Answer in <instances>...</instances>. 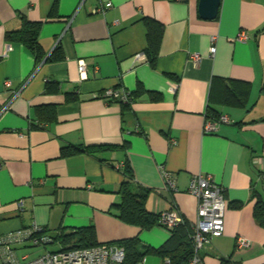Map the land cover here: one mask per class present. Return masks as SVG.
Here are the masks:
<instances>
[{
    "label": "crops",
    "instance_id": "obj_1",
    "mask_svg": "<svg viewBox=\"0 0 264 264\" xmlns=\"http://www.w3.org/2000/svg\"><path fill=\"white\" fill-rule=\"evenodd\" d=\"M81 1L0 0V235L32 223L53 236L93 226L99 244L138 238L160 247L167 231H140L110 211L119 202L127 161L133 184L150 190L146 209H175L189 223L197 211L187 192L190 179L210 175L225 190L227 208L223 234L199 252L202 264H264V227L253 217L252 197L264 202L257 182L264 163V0H221L213 20L200 18L199 0H84L78 9ZM107 3L103 15L93 13ZM142 17L163 26L154 65L145 55ZM22 19L41 24L45 55L37 65L27 47L5 40ZM240 33L246 41H237ZM57 47L64 59L48 62ZM78 61L86 64L83 81ZM231 81L249 85L243 106L221 101ZM139 85L151 94L130 106L96 98L110 88L134 93ZM215 113L228 123L204 134L207 116ZM97 145L118 147L61 155L65 147ZM163 171L174 181L173 192ZM237 237L249 247L236 249ZM35 250L16 248L29 258L42 252Z\"/></svg>",
    "mask_w": 264,
    "mask_h": 264
},
{
    "label": "trees",
    "instance_id": "obj_2",
    "mask_svg": "<svg viewBox=\"0 0 264 264\" xmlns=\"http://www.w3.org/2000/svg\"><path fill=\"white\" fill-rule=\"evenodd\" d=\"M141 21L146 28L147 46L145 48V55L150 65H154L159 55L163 37V26L155 20L146 17H142ZM40 27V23H32L22 19L21 28L19 30L7 32L5 34V40L7 42L18 43L27 47L33 55L36 65L43 60L45 55L38 42ZM63 59L64 53L61 48L57 47L47 61L53 63L60 62ZM237 85L241 87L239 90L236 88ZM223 89L221 94V101L223 104H240L243 106L249 94V85L247 83L231 81L230 86H224ZM130 93L135 100L136 97L148 92L139 85L136 92ZM151 96L155 97L153 94ZM75 99L74 96H69L67 101H74ZM49 109L53 111L54 108L50 107ZM220 116L221 115L215 113L212 116H207L206 120L216 121ZM117 147L118 146L114 145L65 147L61 149V155L63 157H69L79 153L97 155L106 150H114ZM120 173L125 180L118 190L119 202L110 209V211L114 212V217L123 224L136 227L140 231H148L154 227L162 228L159 224V214L150 213L145 206L150 190L133 184V174L127 161L124 163ZM261 186L264 187L262 184ZM252 197L256 199L253 217L261 227H264V202H262L259 195L254 192L252 193ZM235 207H240V204H235ZM190 226V223L183 218V223L167 231L168 239L158 248L143 245L138 238L124 239L107 244H117L124 248L125 257L122 264H137L148 255L157 256L160 259H169L171 264H186L193 254V242L191 239L192 229ZM54 240L55 243L60 245V249L64 251L87 249L100 245L97 242L93 226L61 231L54 236Z\"/></svg>",
    "mask_w": 264,
    "mask_h": 264
},
{
    "label": "built area",
    "instance_id": "obj_3",
    "mask_svg": "<svg viewBox=\"0 0 264 264\" xmlns=\"http://www.w3.org/2000/svg\"><path fill=\"white\" fill-rule=\"evenodd\" d=\"M83 1L79 5L82 6ZM111 7L110 3L100 5L93 13L103 15ZM247 36L240 33L237 41L243 42ZM214 38L211 40L209 48L210 56L215 54L216 48L213 45ZM200 60L198 54L190 56V61L197 64ZM77 70L79 80L83 81L86 76V64L78 61ZM12 83L6 81L4 86L11 88ZM15 96V95H14ZM100 98L106 103H119L124 106L133 104L134 99L130 91L122 88H110L103 91L96 98ZM228 123L225 116H220L218 120H205L203 124V133L212 134L217 131L219 125ZM174 143V141H172ZM120 170V167H118ZM163 180L168 191H174L175 184L169 173L163 171ZM257 182L264 185V163L258 164ZM188 194L193 196L197 201L196 219L190 223L192 229L193 254L186 264H202L199 252L208 245L214 238L220 237L224 231V215L227 208L225 190L218 185L210 175H193L190 179ZM22 200L17 202L19 212L24 210ZM183 223V217L175 209L159 213V224L165 231L171 230L177 225ZM54 236L32 223L27 228H21L4 235H0V261L2 264H122L125 257V250L117 244H100L93 248L64 251L46 250V246L54 244ZM250 242L243 238L237 237L235 248L240 250L249 247ZM20 246H29L40 248L42 252L34 258L27 255L18 256L16 248ZM137 264H146L143 258ZM160 264H171L169 259H163Z\"/></svg>",
    "mask_w": 264,
    "mask_h": 264
},
{
    "label": "water",
    "instance_id": "obj_4",
    "mask_svg": "<svg viewBox=\"0 0 264 264\" xmlns=\"http://www.w3.org/2000/svg\"><path fill=\"white\" fill-rule=\"evenodd\" d=\"M221 0H199L198 13L201 19H216L219 13Z\"/></svg>",
    "mask_w": 264,
    "mask_h": 264
},
{
    "label": "rangeland",
    "instance_id": "obj_5",
    "mask_svg": "<svg viewBox=\"0 0 264 264\" xmlns=\"http://www.w3.org/2000/svg\"><path fill=\"white\" fill-rule=\"evenodd\" d=\"M60 249V245L58 243H54V244H50V245H47L46 246V250H49V251H58ZM42 251V249H40ZM40 250L36 251V252H41ZM36 253V254H38ZM162 259H160L159 257L157 256H151V255H148L146 257V264H160Z\"/></svg>",
    "mask_w": 264,
    "mask_h": 264
}]
</instances>
